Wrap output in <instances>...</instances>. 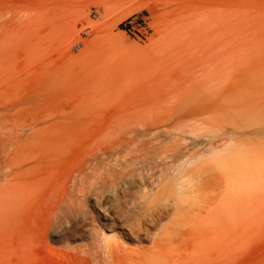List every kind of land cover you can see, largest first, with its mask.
<instances>
[{
    "label": "rangeland",
    "instance_id": "obj_1",
    "mask_svg": "<svg viewBox=\"0 0 264 264\" xmlns=\"http://www.w3.org/2000/svg\"><path fill=\"white\" fill-rule=\"evenodd\" d=\"M0 264H264V0H0Z\"/></svg>",
    "mask_w": 264,
    "mask_h": 264
},
{
    "label": "built area",
    "instance_id": "obj_2",
    "mask_svg": "<svg viewBox=\"0 0 264 264\" xmlns=\"http://www.w3.org/2000/svg\"><path fill=\"white\" fill-rule=\"evenodd\" d=\"M77 49H78V48H77ZM77 49H76V50H77Z\"/></svg>",
    "mask_w": 264,
    "mask_h": 264
},
{
    "label": "bare ground",
    "instance_id": "obj_3",
    "mask_svg": "<svg viewBox=\"0 0 264 264\" xmlns=\"http://www.w3.org/2000/svg\"><path fill=\"white\" fill-rule=\"evenodd\" d=\"M78 51V50H77Z\"/></svg>",
    "mask_w": 264,
    "mask_h": 264
}]
</instances>
